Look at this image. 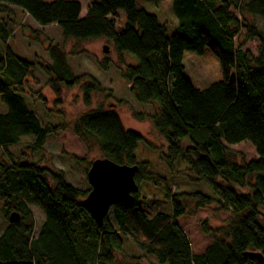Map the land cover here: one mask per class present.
Here are the masks:
<instances>
[{
	"label": "trees",
	"instance_id": "obj_1",
	"mask_svg": "<svg viewBox=\"0 0 264 264\" xmlns=\"http://www.w3.org/2000/svg\"><path fill=\"white\" fill-rule=\"evenodd\" d=\"M0 3L18 7L41 26L57 25L65 38L104 37L119 52L136 57L138 64L127 66L123 77L137 102L157 106L155 114L137 117L149 119L166 141L170 168L184 162L214 192L213 196L172 192L167 178L136 156L138 144L148 141L144 135L127 129L112 106L93 108L76 120L73 133L86 144L97 143L102 157L137 165L139 190L140 182L162 189L172 202V213L148 216L139 205L138 191L131 200L115 204L98 226L82 203L90 190L69 184L63 171L19 163L9 154L10 161L0 160V198L5 201L9 224L0 236V264H112L124 236L159 264H260L249 252L264 254V34L248 23V17L264 23V0H248L240 6L235 0H173L179 26L172 35L157 15L138 8L137 0ZM242 31L245 39L259 40L257 56L236 45ZM11 32L1 24L3 42ZM205 47L219 59L222 79L199 89L184 76L183 54L185 50L202 54ZM48 53L51 63L47 65L23 59L10 47L0 57V94L8 106L6 113H0L4 151L27 136L35 138L31 148L37 150L61 128L44 126L23 97L25 79L37 67L48 76L57 103L63 89L83 85L87 104L91 94L101 89L92 76L91 82L81 83L83 78L74 74L68 53L59 44L49 46ZM243 141L255 147L258 159L242 164L233 160L227 145ZM190 202L195 204L194 213L217 204L219 210L232 214L227 225L213 230V242L200 253H194L177 221L188 213ZM29 205L45 213L37 234ZM12 212L20 215L19 221H9ZM203 225L206 233L212 232L206 222Z\"/></svg>",
	"mask_w": 264,
	"mask_h": 264
},
{
	"label": "rangeland",
	"instance_id": "obj_2",
	"mask_svg": "<svg viewBox=\"0 0 264 264\" xmlns=\"http://www.w3.org/2000/svg\"><path fill=\"white\" fill-rule=\"evenodd\" d=\"M235 1L238 2L237 6H240V2L248 0ZM137 7L157 15L160 22L166 25L169 35L177 32L179 20L174 12L173 0H137ZM236 13L238 15V12ZM121 15L120 27L125 22L124 14ZM248 18V23H254L264 34L262 20L258 17ZM1 24H5L6 29H12V32L5 42L2 41V36L0 37V57L6 47H10L23 59L47 65L51 63L49 46L59 44L68 53V63L74 74L83 78L81 83L91 82L92 76L99 82L101 89L91 94L89 104L84 99L83 85L63 89L61 103H57V96L50 87L48 76L37 67L25 79L23 97L44 126L61 128L48 135L45 145L37 150L31 148L35 142L33 136L23 137L18 144L9 146L8 151L0 147V160L3 158L10 161L11 154L19 163H34L40 167L63 171L69 184L90 190L85 171L94 160L102 158L103 155L97 143H84L73 133L72 128L76 120L91 109L112 106L127 129L140 132L148 140L138 144L136 156L140 161H149L153 172L166 177L168 188L172 192L197 191L214 195L211 187L206 182L197 180L184 162L178 161L173 167H169L166 161L168 150L166 141L149 119L140 120L137 117L140 113L155 114L157 106L154 103L137 102L130 84L123 77L127 66L138 64L136 57L127 52H119L113 41L104 37L91 40L65 38L57 25L41 26L18 7L2 3L0 26ZM242 32L243 35L236 40V45H242L243 50L257 56L259 40L245 39L244 31ZM105 47L108 49L107 52L104 50ZM183 65L184 76L196 88H207L222 79L219 59L208 47L204 48L202 54L185 50ZM7 111L8 106L0 94V113ZM186 141L182 142L183 146L187 145ZM227 146L233 153V160L239 164L258 159L255 147L248 141ZM139 184V205L148 216L151 217L158 212L172 213V202L165 198L162 189L149 182ZM194 205V202H190L187 206L188 213L178 217L177 221L187 234L194 253H200L213 242V230L227 225L232 214L230 211L219 210L217 204L201 208L194 213ZM6 208L5 201L0 198V236L9 225ZM29 209L34 220V232L37 234L36 231H39L45 221V213L37 205H29ZM108 218L112 220V214ZM204 222L212 232L204 231ZM122 239L124 242L122 250L116 253L112 264H159L133 239L128 236Z\"/></svg>",
	"mask_w": 264,
	"mask_h": 264
},
{
	"label": "water",
	"instance_id": "obj_3",
	"mask_svg": "<svg viewBox=\"0 0 264 264\" xmlns=\"http://www.w3.org/2000/svg\"><path fill=\"white\" fill-rule=\"evenodd\" d=\"M104 50L107 52V47ZM137 171V165L119 164L107 157L91 163L87 172L90 191L82 203L98 226L104 223L115 204L131 200L133 194L139 191L135 179ZM19 219L20 215L17 212H12L9 216L11 223ZM249 257L264 264L262 252H249Z\"/></svg>",
	"mask_w": 264,
	"mask_h": 264
},
{
	"label": "crops",
	"instance_id": "obj_4",
	"mask_svg": "<svg viewBox=\"0 0 264 264\" xmlns=\"http://www.w3.org/2000/svg\"><path fill=\"white\" fill-rule=\"evenodd\" d=\"M37 232V231H36Z\"/></svg>",
	"mask_w": 264,
	"mask_h": 264
}]
</instances>
